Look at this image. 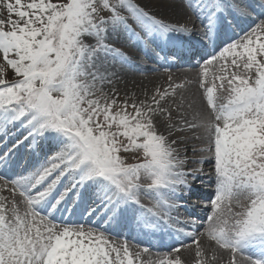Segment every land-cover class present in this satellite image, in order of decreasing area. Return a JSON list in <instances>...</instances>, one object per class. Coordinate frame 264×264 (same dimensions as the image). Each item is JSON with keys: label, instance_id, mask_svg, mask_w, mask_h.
<instances>
[{"label": "snow or ice", "instance_id": "obj_1", "mask_svg": "<svg viewBox=\"0 0 264 264\" xmlns=\"http://www.w3.org/2000/svg\"><path fill=\"white\" fill-rule=\"evenodd\" d=\"M191 39L218 48L195 78L105 91L145 73L124 47L178 61ZM0 57V264H185L183 241L154 260L128 237L171 235L197 173L194 264H264V0H0Z\"/></svg>", "mask_w": 264, "mask_h": 264}, {"label": "bare ground", "instance_id": "obj_2", "mask_svg": "<svg viewBox=\"0 0 264 264\" xmlns=\"http://www.w3.org/2000/svg\"><path fill=\"white\" fill-rule=\"evenodd\" d=\"M245 2L252 4V3H254V0H245ZM144 3H145V0H141V5H143ZM177 9H179V5H177ZM146 10H148V9L146 8ZM152 11L157 16L163 15L166 20L178 21L181 24H185L188 27L193 26V22L195 21V17H191L190 14L187 13L186 11L185 12L177 11L175 14H169L166 11L162 13L159 9H157L155 7L152 8ZM196 22H198V21H195V23ZM241 27H246V25L241 24ZM237 30L239 31V29H237ZM123 50L125 52H127L132 58H136L139 61L145 62V64L143 63L142 65L136 64L140 68L144 69L145 73H135V74L127 75L125 78L127 80V83L117 82L115 85H105V91H109L114 87L116 90L117 97L121 94L123 96H125L126 93L130 95L132 92H135L136 95L140 96V98L143 99V96L141 95L143 90H146L149 94H151V92L154 88H157V87L166 88L165 87L166 83H165L164 79H167V77H169L170 75L177 82H182L187 78H195V76H196V70L193 69L192 67H190L191 64H195V63L189 62L186 64H182L183 62L181 59H179L180 63H177V64L175 63V65L172 63L163 62L162 59H160V54L164 53L165 47H163V50L159 53V55H157V49H155L154 47L152 48L151 51H150L149 47H137V48L124 47ZM217 51H218V48L217 49H211V51H210L211 54H209V55L211 56V55L215 54ZM210 56H208V57H210ZM165 67L171 68V71L170 72L165 71L164 70ZM153 68H155L156 71H154V72L151 71V69H153ZM133 81H134V83H133ZM191 91L193 93H195L196 89L193 87ZM189 166L190 167H198L195 165H189ZM204 168H205V172H208L210 170L209 166H207V165H205ZM201 180H203V179H201L200 176L198 175L197 179L194 182H197V184H200ZM210 184L213 187L212 191H211V189L209 190V191H211V194H212L213 190H214V181H210ZM2 195H8V193H2ZM190 200L191 199L189 197L188 198L184 197L183 202H186L189 204V203H191ZM204 200H205V198H203V199L197 198V200L195 202H193L194 203L193 206L196 208L204 209L206 207L204 212H203V221L206 219V214L210 211V208L207 206V202H205L204 205L201 204V201H204ZM180 212H181L180 214H177L176 219H178L177 223L182 224V226L178 227V230H177V228H170L169 232L171 234H173L172 236L176 235L177 232H179L181 229H187L188 230L190 228V225H189L190 221H191L190 217L193 216V214L191 212L189 213L187 210L183 209L182 207L180 208ZM171 223H172V225H176V224H174L175 222H173V221ZM205 227H206V225H204V224H200V226H198V228L201 232H203ZM149 231H154V230H149ZM159 235H161V234L159 232H157V234L155 236L144 235L145 238H140L141 234H139V232H133V234L128 237V243L130 245H133V247L139 246V247L151 248V245L147 244V242H149L148 237L151 236L156 241L158 238L157 236H159ZM197 235H198L200 244L205 249H208L210 242L207 240L206 236L199 237V234H197ZM133 237L135 239H133ZM167 237H168L167 234L163 235V238H161V241L165 242V239ZM121 239H123V238L121 237ZM182 241L185 244L190 245V246L182 247L180 253H174V254L180 255L181 258L185 261V264H194L195 248L197 246L196 243L193 242L190 238L183 239ZM181 242L173 244V246H171L170 248H168L165 251L158 250V249H162L163 247L157 248L156 249L157 252H155V250H152L153 252H151V256H156V258L158 256H163V255L167 254L174 246L179 245ZM165 249H166V247H165ZM145 257L148 258L147 254L145 255Z\"/></svg>", "mask_w": 264, "mask_h": 264}, {"label": "rangeland", "instance_id": "obj_3", "mask_svg": "<svg viewBox=\"0 0 264 264\" xmlns=\"http://www.w3.org/2000/svg\"><path fill=\"white\" fill-rule=\"evenodd\" d=\"M133 2L134 3H137V4H141V0H133ZM132 58V57H131ZM132 61H133V63H135V64H145V62H142V61H139V60H137L136 58H132ZM4 64V61H3V58L2 57H0V65H3ZM5 71H6V73H7V76H11L12 75V72H11V69L10 68H5ZM164 81H165V83H166V85H165V87H167L168 86V77H167V79H164ZM118 100L119 101H123L124 100V98H125V96H123L122 94L121 95H119L118 97ZM24 162L23 163H25V160H23ZM190 167V166H189ZM197 174H200V173H197ZM203 175V174H202ZM204 184H205V182H204ZM206 194V193H205ZM145 204H148V201L147 200H144L143 201ZM188 205V204H187ZM187 207H189L190 208V210H192V212H193V210H196L194 207H190V206H187ZM177 213H181L180 212V209H178L177 210ZM198 214V213H197ZM198 215H201V214H198ZM192 221V220H191ZM191 221H190V223H191ZM151 249V248H150ZM151 252H153L152 250H151ZM148 256V255H147ZM152 257V259H157L156 258V256H151ZM145 259H147L146 257H145Z\"/></svg>", "mask_w": 264, "mask_h": 264}]
</instances>
